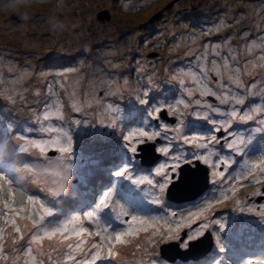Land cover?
<instances>
[{
    "label": "rangeland",
    "instance_id": "obj_1",
    "mask_svg": "<svg viewBox=\"0 0 264 264\" xmlns=\"http://www.w3.org/2000/svg\"><path fill=\"white\" fill-rule=\"evenodd\" d=\"M186 18L191 20L183 24L182 20ZM243 24L245 27L237 33L238 38L233 36L237 26ZM186 32L188 35L183 36ZM192 33L195 37L190 40L188 36ZM249 35L254 37L253 46L248 42ZM217 45L220 57L213 55ZM203 47L208 48L206 63L209 69L213 59H217L222 65L223 56H229L233 69L240 67V78L245 85L243 89H236L230 84L227 71L224 76V83L229 84L233 92L245 94V105L237 107L244 110L264 107V61L260 60L264 56V0H0V157L7 163L0 160V177L23 195L19 199H23L25 203L28 195L33 196L39 202L34 205L39 215H45L41 204L51 210L52 216L45 215V224L51 222V226L70 219L68 215L71 213L66 211V217L57 220L56 215L62 207L61 204L58 205L62 187L57 190L52 184L54 177L44 176L43 172L45 169L52 170L55 164L61 165L65 160L70 165L76 164L77 176L81 172H89L90 176L85 183H82L83 177L79 176L80 182L77 185L81 189L87 188V191L79 194L88 197L83 205L91 203L93 199L96 205L102 192L113 185L116 186L114 200L117 205L131 214L146 216L165 215L166 208L169 212L175 211L183 216L188 211L195 210L194 206L201 205L203 201L219 198L220 191L230 187L228 177L237 175L244 161L257 160L264 155V132L255 131L260 127L255 121L233 122L229 129L233 134L229 139L235 136L251 139L245 155L231 152L225 140L210 145L217 154L211 158L213 163L218 157L229 159L232 163L226 169L224 165L220 169H214L199 161L201 165L208 167L211 188L205 195L191 202L174 205L164 196V204H152L151 186L145 183L137 187L127 180H117L111 174L114 169L125 164L122 163L124 160L119 156V151H125L126 163L129 162L132 154L127 153L123 136L139 127H144L147 131L160 130L162 135L158 146L164 147L171 142L172 153L182 152L191 159L192 153L197 151L179 139H172L180 136L179 133H165L159 127L166 124L169 128H174L178 119L174 115V123L159 122L148 115L156 107L172 105L177 99L184 97L192 101L202 99L222 111L230 110L229 104H221L213 96L200 97L199 91H196L193 97L188 98L184 93V88L187 87L184 84L189 85L187 88H197L191 76L186 73L195 70L194 65L190 66V61L194 55L201 53ZM201 55H205V51ZM233 56L235 60L232 59ZM254 58H258V61ZM251 59L255 62L249 64ZM70 69L74 71H69ZM209 75V86L222 94L223 90L216 83L217 77L211 72ZM181 79L185 81L183 85L180 83ZM145 92L148 93L147 96L144 95ZM72 93H75L80 102V112L71 107ZM130 96L137 100L128 106L126 102L120 103ZM139 96L148 103L141 104L140 100L143 98ZM55 101L62 105L64 119L44 121L42 117L46 106ZM182 111L184 125L180 131L189 137L210 134L213 127L199 118L197 112L202 116L207 111L216 120L226 118L194 103L192 107ZM168 114L173 115L170 112ZM78 119H83L79 120L80 124L75 123ZM113 120L116 126L109 127ZM48 126H62L69 132L73 140L72 153H59L50 148L42 154L39 149L30 145L29 140H47L53 135L41 131ZM226 135L222 132V135L217 136ZM53 151L55 153L51 154ZM167 161L168 158L163 155L158 163L141 166L134 157L131 171L135 177L147 175L152 178L155 168ZM105 164L114 168L110 169L109 175L101 174V171L105 172ZM214 171H225V177L221 179L214 176ZM70 175L72 177L67 178L75 181L72 171ZM155 179L159 180L160 177ZM98 183L101 185L95 189ZM263 187L264 184L243 181L234 194H229V199L212 209L227 204L234 219V223L227 226L221 234L222 241L228 237L230 243H245L236 244L232 253L220 251L213 243L212 257L216 253L219 258L210 257L207 264H215L216 260L222 264H247L251 257H264V217L260 222V216L247 210L248 207L255 208L257 212L260 210L264 199L257 202V196H252L251 193ZM137 190H141V193L134 194L135 200L131 193ZM78 191L80 192L79 189ZM83 205L74 209V214L84 216L92 210L87 208L83 211ZM240 208L245 211L241 212ZM106 212L110 214L102 217V225L111 219L113 228L123 227L115 220V212L105 209L104 213ZM18 223L27 239L31 221ZM84 226L90 227L87 222ZM243 226L248 229L237 233ZM11 231L8 228V232ZM145 235L141 233L130 245L118 246L117 260L113 264L138 263L139 260L130 259H135L136 253L143 249L138 251L136 244L143 242ZM160 243L163 242H158L155 247L145 245L152 252L149 251L143 257L138 254L136 259H141V264H150L153 258L151 253L159 252ZM13 247L9 238L6 249L11 250ZM43 247L46 250L52 247L63 249L55 239L45 240ZM55 256L56 252L53 253L54 258ZM61 257L62 254L60 259ZM119 258L121 259L118 260ZM174 262L203 264L197 260ZM0 264L3 262L0 261ZM44 264H48L46 257ZM60 264H63V260Z\"/></svg>",
    "mask_w": 264,
    "mask_h": 264
},
{
    "label": "snow or ice",
    "instance_id": "obj_2",
    "mask_svg": "<svg viewBox=\"0 0 264 264\" xmlns=\"http://www.w3.org/2000/svg\"><path fill=\"white\" fill-rule=\"evenodd\" d=\"M218 49L219 46L217 45L216 49L213 50V55L220 57L221 54ZM207 52L208 48L206 47L205 55L197 57L200 61L198 70H189L186 73L191 76L197 88L186 87L184 88V93L188 98L193 97L196 91H199L200 97L213 96L221 104H229L230 110L222 111L199 98L192 101L191 99L181 97L174 104L158 106L153 112L148 114L150 117L159 120V113L166 109L171 114L177 116L178 124L176 127L169 128L166 124L159 125L165 133L170 131L180 132L184 125V121L181 119L184 115L182 109H189L193 103L196 106H203L209 109L212 113L226 117L224 120H216L211 118L207 111L202 116L197 112L196 115L199 118L204 119L213 126L210 134H199L191 137L182 135L172 138L173 140L179 139L183 144L191 145L197 150L192 153L191 159L186 157L182 152L172 153V144L170 142L167 146L157 149V151L163 153L168 158V161L161 163L155 168L152 178H149L147 175L135 177L131 171L132 159L142 150L141 146L147 145L157 137H161L162 132L160 130L147 131L144 127H139L123 136V140L125 141L124 147L127 153H131L132 155L129 156L130 160L128 163L116 168L111 174L117 180H127L137 187L145 183L151 186L153 192L150 202L152 204H164L162 197L183 178L181 173L183 166L186 164H192L193 161H202L214 169H220L221 165H224L225 169L231 166L232 161L224 157H218L217 161L213 163L211 158L217 154L210 148V145H216L221 140H225L226 146L231 152L241 156L246 154L245 150L251 144V139L245 140L238 136L228 138L233 136L229 132V129L233 126V122L247 123L255 121L260 125L255 131L264 132V107H250L247 110L237 107L245 105V94L233 92L230 85L224 83L225 71H227V78L230 84L234 85L236 89H243L245 85L240 78V67L236 66L233 69L230 65L229 56H223L222 65L217 59H213L211 61L212 67L209 69L206 63ZM232 59L235 60V57L233 56ZM260 60L264 61V56H261ZM248 63L251 64L252 62L248 61ZM69 71L74 70L70 69ZM210 72L217 77L216 83L223 90L222 94H218L213 87L209 86L211 83ZM180 83L183 85L185 81L181 79ZM144 95L147 96L148 93L145 92ZM140 103L146 104L148 101L141 99ZM71 107L76 112L81 111L80 102L76 99L75 93H72ZM42 119L44 121L64 119L62 105L59 101L46 106ZM75 123L80 124V121L77 120ZM108 126L115 127V120ZM41 131L53 135H50V138L47 140H29V143L31 146L39 149L42 154L46 153L50 148L59 153H72V136L62 126H48L42 128ZM220 132L226 133V137H218L216 133ZM164 138L168 139L167 136ZM43 175L54 177L52 184L56 186L57 190L62 187L59 182L61 173L58 169H45ZM213 175L223 179L225 171H214ZM155 177H160V179L157 180ZM228 180L230 187L221 190L219 198L203 201L201 205L194 206L195 210H190L187 215L183 216L178 215L175 211L169 212L167 208L165 209V215L162 216L131 214L122 206L116 204L114 200L116 186L113 185L102 192L99 202L83 218L77 215L55 226H51V222L47 225L45 224V215H53L51 210L41 204L40 207L44 210L45 215H39L34 209V205L39 202L33 196L28 195L25 203L23 199H19L23 195L17 193L11 183L0 177V261L3 264H9V262L10 264H44V258L46 257L48 264H60L59 259H54L53 257V253L56 252L62 254L63 264H97L98 261L102 260H115L118 256L117 247L130 245L134 239L140 237L141 233L146 235L143 242L136 244V249L139 251L143 248L145 253H147L148 248L144 247L145 245L155 247L161 241L165 244L178 242L180 247L187 250L194 241L203 237L209 229H211V234L215 237L219 250L225 251V247H222L221 234L225 232L227 222L225 219L216 217L212 209L229 199V194H234L237 187L243 181L264 184V155H261L257 160L244 161L241 171L235 176H229ZM213 182L215 183V181ZM251 195L264 197V189H256ZM105 209H108L109 212H115V220L120 225H123V227L119 229L113 228L111 219H108L102 225L100 213ZM239 210L241 212L245 211L244 208H240ZM247 210L264 217V204L260 205L258 212L252 207H248ZM18 221H31V228L28 231L27 239ZM85 222L90 227H85ZM8 228H11L12 231L8 232ZM184 229H188V231L185 232L183 231ZM9 238H11V242L14 245L11 253L6 251V243ZM54 239L63 246V250L55 247L47 250L44 249V241H53ZM89 239L93 240L90 245L88 243ZM22 241L24 243H21ZM72 241H75V243ZM151 256L153 258L150 264H165L160 258L159 252L151 253ZM215 264H222V262L216 260ZM247 264H264V257H251L248 259Z\"/></svg>",
    "mask_w": 264,
    "mask_h": 264
},
{
    "label": "water",
    "instance_id": "obj_3",
    "mask_svg": "<svg viewBox=\"0 0 264 264\" xmlns=\"http://www.w3.org/2000/svg\"><path fill=\"white\" fill-rule=\"evenodd\" d=\"M15 15V14H13ZM101 17V14H98ZM108 17V15L106 16ZM161 119L174 123L176 121L174 116L168 115L165 109L160 113ZM222 135V132L217 135ZM160 139L149 142L147 145L141 146V151L136 154L142 165H152L159 160L161 153L157 151V143ZM55 152H51L54 154ZM182 179L179 180L174 187H171L166 194L167 199L173 202H184L193 200L202 195L209 187V170L207 166L201 165L199 161H194L192 164H186L182 169ZM260 198H257L259 201ZM213 246V236L210 231L201 237L199 240L194 241L191 247L187 250L178 245V242L162 243L159 246V251L162 257L168 261L189 259H198L206 255Z\"/></svg>",
    "mask_w": 264,
    "mask_h": 264
},
{
    "label": "trees",
    "instance_id": "obj_4",
    "mask_svg": "<svg viewBox=\"0 0 264 264\" xmlns=\"http://www.w3.org/2000/svg\"><path fill=\"white\" fill-rule=\"evenodd\" d=\"M199 1V0H198ZM191 20V19H190ZM189 19H184V20H182L183 21V24H185L186 22H188V21H190ZM193 22V24H194V21H192ZM150 23V22H149ZM243 27H245V25L243 24V26H241V25H238L237 26V28L235 29V33H234V35L233 36H235V37H237L238 38V35H237V33L241 30V29H243ZM188 35V32H186V33H183V36H187ZM194 34L192 33V34H189V36H188V38L190 39V40H192V39H194ZM248 42H251L250 43V45H254L253 44V42H255L254 41V37L253 36H251V35H249L248 36ZM246 45H249V44H246ZM247 49L249 50L250 48L247 46ZM205 51V48L203 47V48H201V53H203ZM201 53H198V54H196V55H194V57L191 59V61H190V63H191V65L190 66H192V65H194V69L195 70H198V65L200 64V61L197 59V57L198 56H202L201 55ZM198 55V56H197ZM254 60H256V61H258V58H254ZM253 59H251V62H255ZM185 85H187V87L189 86L188 84H184L183 86H185ZM139 97H141V96H139ZM141 98H143V97H141ZM139 99V98H138ZM144 99V98H143ZM137 99L134 97V96H130V97H128L127 99H123L122 101H120V103L121 104H125V102L127 103L126 104V106H128V104H132V103H134L135 101H136ZM159 122H168V121H165V120H163V119H161L160 117H159V120H158ZM0 155H1V153H0ZM22 156H24V155H22ZM0 160L3 162V163H6V160L1 156L0 157ZM70 162H68L67 160H65L64 162H61V165H54V168L53 169H58L59 171H60V173H61V176H60V178H59V182H60V184L62 185V189H60L61 190V193H62V195H61V197H60V203L58 202V205L59 204H61L62 205V207H61V210H60V212H59V214H57L56 215V217H57V220L59 219V220H61L60 218H63V216H65V213H66V211H71L72 209H74L75 208V204H76V202L72 199V198H74V196L77 194V192H78V189H80V187H77V185L79 184V181H70L67 177H72V175H70V171H72L73 173H74V175L73 176H75L76 175V173L78 172L77 171V166H76V164H73V165H70L69 164ZM134 163V162H133ZM72 164V163H71ZM68 166V168H66ZM74 167V169H72ZM67 180V181H66ZM97 185V184H96ZM167 200V199H166ZM57 211H58V209H57ZM70 213V212H69ZM104 211H102L101 213H100V215H101V218L100 219H102V217L104 218L106 215H107V212L106 213H104ZM71 218V217H70ZM81 218H83V216H81ZM238 233L239 232H241V229L239 230V231H237ZM93 242V240H91V239H89V241H88V243H89V245L91 244ZM75 243V242H74ZM58 249H61V250H63L62 248H58ZM6 251H8L9 253H11V250H9V249H6ZM149 251H151L152 252V250L151 249H149L148 248V252ZM231 252V251H233V247L232 246H229V247H227V248H225V252ZM145 253L144 251H143V249L141 250V251H139V252H137L136 253V255H141V257H143V256H145V255H147V254H149V253ZM150 252V253H151ZM126 253V251H124V254ZM60 256H61V254H58V253H56V256H55V258L54 259H59L60 261H62L61 259H60Z\"/></svg>",
    "mask_w": 264,
    "mask_h": 264
},
{
    "label": "clouds",
    "instance_id": "obj_5",
    "mask_svg": "<svg viewBox=\"0 0 264 264\" xmlns=\"http://www.w3.org/2000/svg\"><path fill=\"white\" fill-rule=\"evenodd\" d=\"M175 117V116H174ZM176 118V117H175ZM78 120H83V119H78ZM220 137H222V136H220ZM159 143H161V142H159ZM156 148L158 149L159 148V146H156ZM159 152V151H158ZM161 153V152H160ZM58 154V153H57ZM124 155H125V153H124ZM135 159L137 160V164H141V162H140V160H139V158H137L136 157V155H135ZM163 159V153H161V157L159 158V160L157 161V162H155V163H158L160 160H162ZM124 162L126 163V156H124ZM154 163V164H155ZM5 164H7V163H5ZM153 165V164H152ZM104 166H107L108 168H105V170H106V172H110V169H114L113 167H111L109 164H105ZM141 166H149V165H142L141 164ZM115 170V169H114ZM112 171V170H111ZM210 188H211V177H210V175H209V187L207 188V190L202 194V195H205L209 190H210ZM263 189H264V187H263ZM139 193H141V190H137V191H134V192H132L131 194V197H134V194H139ZM140 195V194H139ZM202 195H200V196H202ZM200 196H198V197H200ZM131 197H130V199H131ZM165 197H166V195H165ZM197 197V198H198ZM197 198H195V199H197ZM257 198H260V200L259 201H261L262 199H263V197L262 196H257L256 198H255V201H257ZM88 199V198H87ZM86 199V200H87ZM91 199H93V196H92V198ZM134 199L136 200V197H134ZM166 199H167V197H166ZM195 199H193V200H195ZM193 200H188V201H184V202H173V201H171V200H169V199H167V201L168 202H171L172 204H179V203H188V202H191V201H193ZM259 201H257V202H259ZM83 203L84 202H79V201H76V204H75V208L74 209H78L79 207H81L82 205H83ZM95 206V204H94V199L91 201V203H88V204H85V205H83V211H85L87 208L88 209H92L93 207ZM217 208H219V207H217ZM215 209V210H212V212L215 214V216L216 217H218V218H221V219H225L226 220V222H227V226L229 225V224H233L234 223V219H233V217H232V213L228 210V208H227V204H223V206H221V209L223 210V211H219L218 209ZM74 209H72L71 211H70V213L71 214H69L68 216H70V217H73V216H77L76 214H74ZM107 214H110V213H107ZM64 217H66V216H63V218ZM261 217V216H260ZM263 221V217H261L260 218V222H262ZM118 225H119V222H118ZM226 226V227H227ZM248 229V227H246V226H243L242 228H241V233L243 232L242 230H247ZM208 231H210L211 232V229H209ZM237 232V231H236ZM238 233V232H237ZM213 236V235H212ZM214 240H215V237L213 236V243H214ZM226 240V241H225ZM223 245H222V247H225V248H227V247H229V246H232L233 247V249H235V245L236 244H241V243H245V241H240V242H235V244H233V243H230V239L227 237L226 239H223ZM263 243H264V241H263ZM162 243H160V245H161ZM230 253H232V251L230 252ZM159 254H160V251H159ZM215 255H214V257H212V255H213V252L212 251H209L206 255H204V256H202V257H200V258H198V259H196L199 263H201V262H203V264H207L208 263V261L210 260V257H212V259H214V258H217L218 257V255L216 254V253H214ZM229 254V253H228ZM238 255V254H237ZM141 258V257H140ZM148 258H150V257H148ZM152 258V257H151ZM160 258L167 264V263H171V264H175V262H172V261H168V260H166L164 257H162L161 256V254H160ZM218 259V258H217ZM61 260H63V257H61ZM116 260V259H115ZM130 260H139V262L137 263H134V264H141V259H136V255H135V259L133 258V259H130ZM147 260V259H146ZM189 260H195V259H189ZM113 261L114 260H107V262H105V261H100V264H113ZM177 261V260H176ZM179 262H181V263H185V261H182V260H178ZM145 263V262H144Z\"/></svg>",
    "mask_w": 264,
    "mask_h": 264
},
{
    "label": "flooded vegetation",
    "instance_id": "obj_6",
    "mask_svg": "<svg viewBox=\"0 0 264 264\" xmlns=\"http://www.w3.org/2000/svg\"><path fill=\"white\" fill-rule=\"evenodd\" d=\"M225 205V204H224ZM219 211H223L222 209H221V207H219V208H217ZM232 224H229L228 226H231ZM231 232H233V231H231ZM214 243L216 244V241L214 240Z\"/></svg>",
    "mask_w": 264,
    "mask_h": 264
},
{
    "label": "bare ground",
    "instance_id": "obj_7",
    "mask_svg": "<svg viewBox=\"0 0 264 264\" xmlns=\"http://www.w3.org/2000/svg\"><path fill=\"white\" fill-rule=\"evenodd\" d=\"M258 90V89H257ZM96 181V180H95ZM129 264H130V262H129Z\"/></svg>",
    "mask_w": 264,
    "mask_h": 264
}]
</instances>
